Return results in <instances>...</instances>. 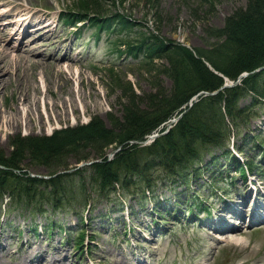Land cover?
Segmentation results:
<instances>
[{"label": "rangeland", "instance_id": "rangeland-1", "mask_svg": "<svg viewBox=\"0 0 264 264\" xmlns=\"http://www.w3.org/2000/svg\"><path fill=\"white\" fill-rule=\"evenodd\" d=\"M16 1L30 6L31 11L0 0V28L11 19L21 18L4 35L9 40L10 33L17 32L8 44L11 55L6 59L2 54L6 42H0V64L4 66L0 79V151L6 157L15 152L12 138L17 134L41 139L59 129L89 124L96 116L111 128L112 119L122 117L126 106L150 109L155 100L173 95L177 89L163 68L169 65L166 58L156 59L149 72L128 65V56L114 52L137 27L190 48H206L215 40L208 29L223 27L229 16L248 4V0ZM78 11H99L104 16L120 13L140 24L130 29L115 22L97 37L88 25L78 28L63 20L64 15ZM48 19V30L35 29ZM251 102L248 96L240 105ZM257 102L254 109L258 115L248 126L241 125L242 134L229 117L226 120L232 136L237 133L229 145L245 147L242 152L234 148L233 153L241 162L250 156L256 159L259 165L251 162L254 170L249 179L262 180L261 185L250 187L244 178L247 170L238 169L233 155L226 158L218 151L216 159L205 156L199 172L187 183L162 180L146 198H140L134 189L128 195L117 192L113 200L92 193L89 204L93 209L83 210L87 217L83 224L73 211L33 214L27 208L10 210L9 205L0 203V264H264V224L248 227L244 218L254 205H264V143L257 144L259 139L264 141V99ZM260 131L263 133L258 136ZM114 147L116 143L110 144L104 153ZM89 150L86 160L70 151L69 167H59L56 172L101 161L103 157L93 147ZM28 163L29 158L22 159L23 170L33 175L51 174L44 165ZM85 175L92 188L90 170ZM227 204L239 207L242 217L227 209ZM174 208L180 217L171 214ZM193 213L198 214L199 221L191 220ZM225 223L238 228L233 235L227 234L232 238L212 227Z\"/></svg>", "mask_w": 264, "mask_h": 264}, {"label": "trees", "instance_id": "trees-1", "mask_svg": "<svg viewBox=\"0 0 264 264\" xmlns=\"http://www.w3.org/2000/svg\"><path fill=\"white\" fill-rule=\"evenodd\" d=\"M247 3L246 8L229 16L223 27L208 29L215 40L206 48H190L165 36L137 30L124 49L137 59L131 66L150 72L156 59L166 58L169 65L163 68L174 80L177 91L155 100L150 109L126 106L127 115L122 116L123 120L122 117L112 119L111 128L96 116L89 124L59 129L41 139L15 135L12 156L6 157L0 151V164L4 165L0 167V203L5 205L8 198L6 205L10 210L23 207L33 214L73 211L79 215L90 205L92 193L98 198L113 200L117 192L128 195L134 189L144 198L162 180L187 182L198 172L206 155L214 158L217 150L224 156L231 153L229 144L233 132L226 119L229 117L241 133L257 117L254 106L264 99V68L243 77L241 83L201 96L167 133L150 144L131 141L145 140L161 123L180 113L182 105L188 104L200 91L217 90L226 77L236 81L242 72L264 66V0ZM93 5L96 4L93 2ZM115 16L78 11L66 15L64 20L73 24L88 21L94 27V34L110 29L115 21L130 29L138 24L124 14ZM119 51L124 52L121 47ZM248 96L252 102L241 106V100ZM113 143L121 149L108 160L104 149ZM91 147L103 157L101 161L52 176L59 167H69L70 151L80 153L78 159L86 160L90 158ZM23 158H29L30 166L48 167L51 176H32L29 170H23ZM88 170L92 188L87 185Z\"/></svg>", "mask_w": 264, "mask_h": 264}, {"label": "bare ground", "instance_id": "bare-ground-1", "mask_svg": "<svg viewBox=\"0 0 264 264\" xmlns=\"http://www.w3.org/2000/svg\"><path fill=\"white\" fill-rule=\"evenodd\" d=\"M8 2H13V3H15V5L17 6V5H19L18 7H24V8H22L23 10H28L29 12L31 11V10H29V9H31L30 8V6H28V5H24L21 1H16V0H8ZM28 3H30V2H28ZM25 13H27V11H25ZM25 13H24V15H25ZM34 14H35V12L33 13V16H34ZM18 22V23H20V21H21V18H19V20H17V19H11V20H9V22H7L6 23V25H5V27H3V28H0V42H2V41H5L6 42V45L7 46H4V48H2V50H3V52H2V54H3V57L6 59L7 57H9L11 54H10V52L8 51L9 50V48H8V44L10 43V41H11V39L15 36L14 34H16L17 32H15L14 30L10 33V35H11V38H9V40H7L6 38H5V34L7 33L6 31H8L10 28V26H12L15 22ZM17 22H16V24H17ZM19 29V28H18ZM17 31V30H16ZM2 45L0 44V47H1ZM3 67L4 66H2L1 64H0V79L2 80L3 79ZM261 70V67H259V68H257V69H255V70H253L252 72H248V71H244V72H242L240 75H243V74H245V73H247V74H245L244 75V77L245 76H248L250 73H253V72H255V71H260ZM2 77V78H1ZM227 80H231L230 78H228ZM252 137V136H251ZM254 137H256V135H254ZM260 146L262 145V143H258ZM230 155H233L234 156V158H233V163L234 162H236V161H238V158H237V156L235 155V154H233L232 152L231 153H229V154H227V155H225L224 157H226V158H228ZM226 224V223H225ZM223 226H225V227H228L227 225H223ZM234 233H232V235H233ZM228 237L227 238H232V236H229V235H227Z\"/></svg>", "mask_w": 264, "mask_h": 264}, {"label": "water", "instance_id": "water-1", "mask_svg": "<svg viewBox=\"0 0 264 264\" xmlns=\"http://www.w3.org/2000/svg\"><path fill=\"white\" fill-rule=\"evenodd\" d=\"M245 74H247V73H245ZM245 74H243L242 76H244ZM224 86H228V84H225ZM198 96H199V94L195 97L196 98V100L198 99ZM91 162H87L86 164H90ZM83 164H85V163H83ZM0 167H2V165H0ZM61 172V171H60Z\"/></svg>", "mask_w": 264, "mask_h": 264}]
</instances>
